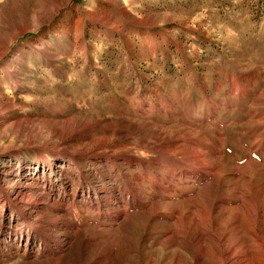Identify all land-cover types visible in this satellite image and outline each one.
<instances>
[{
	"label": "rangeland",
	"instance_id": "obj_1",
	"mask_svg": "<svg viewBox=\"0 0 264 264\" xmlns=\"http://www.w3.org/2000/svg\"><path fill=\"white\" fill-rule=\"evenodd\" d=\"M222 254L264 264V0H0V264Z\"/></svg>",
	"mask_w": 264,
	"mask_h": 264
},
{
	"label": "bare ground",
	"instance_id": "obj_2",
	"mask_svg": "<svg viewBox=\"0 0 264 264\" xmlns=\"http://www.w3.org/2000/svg\"><path fill=\"white\" fill-rule=\"evenodd\" d=\"M139 176V175H138ZM133 179V178H132ZM131 179V180H132ZM134 180V179H133ZM133 190V189H132ZM19 194V193H18ZM15 199V198H14ZM17 199V198H16ZM16 205V204H15ZM14 205V206H15ZM16 207V206H15ZM19 211V210H18ZM30 213V212H29ZM118 213V212H117ZM121 213V212H120ZM119 214V213H118ZM117 214V215H118ZM24 215V214H23ZM108 215V214H107ZM120 215V214H119ZM116 216V215H115ZM107 218V217H106ZM55 219V218H54ZM25 220V219H24ZM53 220V219H52ZM65 220V219H64ZM36 221V220H35ZM39 222V221H38ZM46 222V221H45ZM68 223V222H67ZM40 224H43V223H40ZM56 224H57V222H56ZM71 225V224H70ZM72 226V225H71ZM44 227H46V226H44ZM49 227V226H48ZM66 227V226H65ZM29 228L32 230V231H36V225L33 223H29ZM50 228V227H49ZM61 229V228H60ZM45 230V229H44ZM46 232V231H45ZM214 235V234H213ZM50 236V235H49ZM196 236V235H195ZM206 236H208V235H206ZM182 237H183V235H182ZM225 238V237H224ZM50 239V238H49ZM204 239V238H203ZM228 239V238H227ZM227 239L225 240V241H227ZM43 240V239H42ZM58 240V239H57ZM229 240V239H228ZM59 242V241H58ZM183 242V241H182ZM204 242V241H203ZM207 242H210V241H207ZM228 243V242H227ZM262 243H263V240H262ZM70 244V243H69ZM75 244V243H74ZM217 244H218V242H217ZM225 244V243H224ZM184 245V244H183ZM263 245V244H262ZM78 246V245H77ZM76 246V247H77ZM126 247H128V246H126ZM187 247H188V245H187ZM190 248H191V246H190ZM193 248V247H192ZM191 248V249H192ZM195 248V247H194ZM189 249V248H188ZM131 250H132V248H131ZM187 250V249H186ZM213 250V249H212ZM236 250H238V248L236 249ZM242 250H244V249H242ZM107 251V250H106ZM125 251V250H124ZM191 251V250H190ZM195 251V250H194ZM197 251H199V250H197ZM197 251H195V252H197ZM222 251V250H221ZM239 251V250H238ZM245 251V250H244ZM53 252V251H52ZM128 252V251H127ZM212 252V251H211ZM214 252H215V249H214ZM204 253H206V252H204ZM204 253L202 252V254L204 255ZM227 253V252H226ZM242 253V252H241ZM107 254V253H106ZM105 254V255H106ZM127 254H129V256H130V253L128 252ZM126 254V255H127ZM137 254V253H136ZM195 254V253H194ZM102 255V254H101ZM133 255V254H132ZM148 255V254H147ZM147 255H145L146 256V258H147ZM200 255V254H199ZM250 255V254H249ZM108 256V255H107ZM208 256V255H207ZM214 256V255H213ZM222 256H223V254H222ZM252 256V255H251ZM126 256H124V258H125ZM151 257V256H150ZM202 257V256H201ZM201 257L200 256H198V255H192L191 256V260L188 262V264H197L198 262H200V260H201ZM205 257V256H204ZM209 257V256H208ZM224 257V256H223ZM248 257V256H247ZM253 257V256H252ZM153 259H154V257H152ZM152 258H150V259H152ZM207 258V257H206ZM250 258V257H249ZM254 258V257H253ZM258 258V257H257ZM263 259H264V257H262ZM58 259V258H57ZM71 259V258H70ZM119 259V258H118ZM122 259H123V257H122ZM135 259V258H134ZM220 259V258H219ZM251 259V258H250ZM259 259L260 260H262L261 259V257H259ZM103 260V259H102ZM111 260V259H110ZM127 260V259H126ZM129 260V259H128ZM131 260H132V258H131ZM138 260V259H137ZM212 260V259H211ZM222 260V259H221ZM252 260V259H251ZM255 260V259H254ZM120 261V260H119ZM145 261H146V259H145ZM144 261V262H145ZM154 261V260H153ZM186 261H187V259H186ZM259 261V260H258ZM263 261V260H262ZM100 262H101V260H100ZM109 262V261H108ZM128 262V261H127ZM126 262V263H127ZM151 262H152V260H151ZM206 262H208V260L206 261ZM223 263L222 264H248L247 262V258H246V260L244 259V255H241V254H234V255H226L225 257H224V259H223V261H222ZM67 263V262H66ZM102 263V262H101ZM111 263V262H110ZM124 263V262H123ZM155 263V262H154ZM209 263V262H208ZM256 263V262H255ZM254 263V264H255ZM264 263V262H263ZM112 264V263H111ZM122 264V263H121ZM129 264V263H128ZM146 264H147V262H146ZM149 264V263H148ZM199 264H201V263H199ZM204 264V263H203ZM250 264H252L251 263V261H250Z\"/></svg>",
	"mask_w": 264,
	"mask_h": 264
}]
</instances>
